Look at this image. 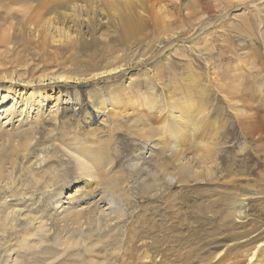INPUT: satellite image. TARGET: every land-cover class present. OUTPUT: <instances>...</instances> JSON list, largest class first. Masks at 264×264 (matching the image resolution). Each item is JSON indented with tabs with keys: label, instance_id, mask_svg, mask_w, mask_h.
<instances>
[{
	"label": "bare ground",
	"instance_id": "6f19581e",
	"mask_svg": "<svg viewBox=\"0 0 264 264\" xmlns=\"http://www.w3.org/2000/svg\"><path fill=\"white\" fill-rule=\"evenodd\" d=\"M18 1L28 3L31 8L37 9L44 15L41 29L33 32L36 43L41 39L40 35H43L44 46L46 45V51L49 54L55 55L58 50L54 53L52 50L54 47H59L64 50L72 49L75 57L71 55H65L63 59L56 57V63L61 65L62 68H57V71H54L50 69V66L45 61L38 62L36 59L29 61L21 56V53L27 52L28 49L24 46L19 50L18 43L13 42L14 39L18 38L15 26L12 25L6 30L0 29V39L2 40L1 42H4L0 43L4 47V57L0 61V82L2 80H9L10 85L8 88L14 86V84L22 83L31 85V87H34V85L42 86L44 89L47 86H51L54 90L55 85L62 81L67 83L69 81H95L105 75H115L120 72L138 69L139 65L146 63L149 59L166 56L165 51L167 49L165 47L169 44L168 41H174L179 38L183 33L182 27H187V23L185 24L183 19L178 18L179 16L176 17L178 14L175 13L177 12V10H174L175 8H173V11L169 10L170 3L168 2L170 1L166 2L167 0H153L152 2L151 0ZM206 1L210 2V0ZM224 1L226 2L224 16H229L230 11L239 5L232 3V0ZM244 1L246 5L252 2V6L257 7V3L261 0ZM158 5H160L159 10L157 8L158 11L152 12V9ZM201 6L199 0H186L181 3L184 14L186 13L187 15L185 16L192 23H195L194 26L202 24L204 29L208 26V21L206 22L208 17L206 18L204 15H201L203 13ZM178 7L180 6H177L176 9ZM249 9L251 10L252 8ZM262 22L261 13L250 12L247 16L241 18L239 25L233 28L239 32L253 35L255 28L259 27ZM148 26H150L149 29H151L155 39L154 43L157 44V47L148 57H145L143 53L142 57L138 58L136 55L138 52L137 44L143 38L148 37L146 33V31L148 32ZM17 29L20 28L17 27ZM259 34L255 35L256 40L262 39L263 35ZM250 37L252 38L254 35ZM224 38L228 42L230 34H226ZM167 42L168 44H166ZM20 45L23 46L22 44ZM226 45L227 51L233 49V46L231 47L232 43L228 42ZM250 45L252 46V43H248L244 47H250ZM244 47L242 46L241 49L243 50ZM106 55L112 57V61L104 64V57ZM228 55L225 61L232 59V54ZM237 56L240 57L239 54ZM11 68L13 70H10ZM193 75L196 76L195 74ZM225 75L229 81L225 88L226 104L223 107V112L216 106L210 112L213 117L221 116L225 118L222 132L220 133L221 142L220 138L215 135L216 132L213 131L214 126L210 124V122L214 123L213 120L206 122L199 118L197 120L193 116L192 128L189 126L192 124L188 125V123L169 126L165 129L167 134L164 133L166 134L164 140L169 141L168 145L163 146L162 140H158L157 142L152 141L155 143L152 147L158 148L159 145H162L161 153H163L160 154L158 159L156 171L147 179V187L151 192H153L154 188H157L158 191L151 193V197H158L164 193L167 187H173L175 184L188 186L191 183L213 180L216 176V168H222L225 176H230L233 174L234 161L235 164L238 163L239 167H241L239 169L241 177L237 179L240 183L242 182V188L239 189V193H242L241 195L243 196L227 197L226 195H221L216 199H208L207 202L201 203L198 202V196L190 195L189 199L184 196L173 207L170 205L165 207V212L168 215H161L162 220L160 218L157 219L163 222L156 223L157 220L148 216L146 218L148 221H145L148 233H152L153 228L156 230L157 227L162 232H173V235L175 233V236H178L180 234L179 229L185 230V234L182 232V238L187 237V240L190 244L192 242L195 248L194 250L191 248V251L181 254H176L178 251H175L176 253L173 252V254L168 256V252L173 250L170 246L166 245L169 241L165 244V241L152 240V237L148 235L149 239L141 242L139 245L144 250L141 264H264V135L260 132L264 129V120L263 116L261 117L257 114L258 118H255V116L253 117V115L248 114L242 108L238 100L240 98V90L234 89L231 84V74L225 71ZM252 77H254L255 81H258L255 75H252ZM159 81L160 79H158ZM164 90H166L165 87ZM164 90L161 89L157 94H152L151 99L143 96L142 93L139 95H137L138 93H133L130 95V98L134 101V104L140 103L139 107L151 106L152 108L161 110L164 106L166 108L170 104L166 103V101L172 99L170 94L166 96ZM98 92L100 95H95L94 98L89 97L90 103L96 113L106 115L107 108H112L114 106L113 103H122L121 98L117 97V91H114L113 95L109 96H106V93L103 91ZM78 110L79 108L73 106L67 108L69 114L66 118L69 123H73L72 129L79 131V128L83 126H79L80 124H85L89 129H95L90 127L94 123V115L82 118ZM23 112L24 110L21 112V115ZM199 113L200 110L196 111V113L194 112L196 115ZM214 114L217 116H214ZM49 119L58 123L60 116H58V113H52ZM75 122H77L76 126ZM237 123L241 130L239 135H235ZM22 124L19 123L13 132L2 131L0 133V139H3L1 144L2 149L6 147L7 142L13 146L12 155L6 156L5 154H0V196H2L1 200H3L0 201V211L2 212V215H0V259L2 256L15 253L14 245L7 244L8 242H4L2 238L17 229V221L22 214V209H18L17 205L9 203L16 201V198L19 196H22L25 200H31L34 197V193L21 192L17 184L23 181L22 178L25 174L31 175L35 184H38V180L40 179V175L32 169L33 164L30 157L27 156L30 154L31 142L36 137V134L33 136L30 130H21ZM188 127H190V130ZM139 129L141 132L138 133L141 137L151 140L153 129L149 131L148 129ZM73 130L69 134L67 129H65V137L62 136V141L59 142L54 139L53 143L41 148L36 156L35 165L40 166L50 161L54 152H57L56 149L59 148L75 163L78 177L83 178L89 185L95 183L100 187V199L95 202L92 210L73 211L70 206L64 207L63 203L65 202L62 200L60 188L68 181L63 182L53 193L48 191L49 184L44 183V188L47 189L42 190L38 195L40 196V201L45 193L50 192L52 194L49 198L53 205L52 211L47 213L45 221L48 226L46 233L50 237L48 242H51L53 245H62V255L69 253L73 249H80L84 255H87L94 252V248L98 246L100 241L94 243L91 241L92 238L105 232H116L112 229L113 222L115 220L123 221L125 211L120 207L119 200L121 199L124 202L123 197L127 195L126 187L128 182L127 180L116 182L114 177L111 176L110 165L112 163L106 162L108 161L106 158L108 157L107 154H109L110 146L106 142L100 141L94 136L86 137L87 135L84 133H82L84 136H81L79 133L73 132ZM187 131L191 132L188 133ZM206 134H210L206 137L210 136L211 140L209 142L211 143L208 141L202 142ZM250 135L253 138L251 143L244 145L240 151L234 153L233 157L230 145L232 140L247 139ZM187 139H189L188 143L192 144L191 157H186L184 155L185 152L181 151L182 147L180 143L185 142ZM206 140L208 139L206 138ZM220 145L221 149L224 148L227 151L226 156H222L223 160L221 158L220 162H217ZM167 157L171 161H168ZM250 162L255 163L258 168L262 169L258 176L260 177L259 180H257L258 177L250 179L245 176L248 168L247 164ZM170 166L172 170H170ZM234 179L232 182H237ZM250 180H252V184ZM228 181L229 179L227 183ZM251 187L255 188L254 191H249ZM197 190V188H194V191ZM220 192L223 191L221 190ZM226 194L230 195L227 192ZM73 199V196H68V202L66 203L72 204ZM102 203L107 208L103 209V206L100 205ZM184 206L189 207L188 213L183 211L182 208ZM60 208L62 211H59ZM63 212L67 213L59 216ZM209 213H213L212 218H206ZM72 215H74L72 218L69 217ZM25 216V223L28 225V229H31L34 225H38L37 228L39 230L45 229V226L42 225L44 223L40 221L38 216L32 217L29 214ZM236 219L243 220V223L240 224L242 226L230 228L231 223H235ZM62 221L64 222L63 224ZM152 221L155 224H162L163 227L159 228L158 225H152ZM228 221L230 222L228 223ZM193 225L194 227H191ZM81 228L85 229L83 233L80 232ZM210 230L212 231V235H209L211 232L206 235V232ZM63 231H70L71 236L63 239L61 236ZM220 231H223V233H219ZM74 232H78L80 236H75ZM35 234L32 233L29 237L33 238L36 236ZM29 237L27 235L23 236L19 246L31 250L33 247L41 245L44 241L40 238V244H31ZM101 237L109 238L111 234L98 236V238ZM232 237L238 240L241 239L240 241L243 243L249 244L241 245L239 244L240 241L236 240L238 243L231 246L227 242L232 240ZM153 246H159L161 250ZM62 255L53 254L54 258ZM78 256H82V254H78ZM100 264L107 263L101 262Z\"/></svg>",
	"mask_w": 264,
	"mask_h": 264
},
{
	"label": "rangeland",
	"instance_id": "374dc122",
	"mask_svg": "<svg viewBox=\"0 0 264 264\" xmlns=\"http://www.w3.org/2000/svg\"><path fill=\"white\" fill-rule=\"evenodd\" d=\"M184 1L186 0H177L176 3H174L175 0H167L166 2L170 3L169 10L173 11V8L177 10L175 12L178 14L176 17L179 16L178 18L183 19L185 24L187 23V29L182 27L183 33L181 36L174 41H168L169 44L168 42L166 43L168 44L165 47L167 49L165 51L166 56L149 59L146 63L139 65L138 69L120 72L115 75H105L95 81H69L68 83L62 81L55 85L54 90L51 86H47L44 89L42 86L34 85V87H31V85L22 83L14 84V86L8 88L10 85L9 80L0 82V133L2 131L13 132L19 123H23L21 130H30L33 136L36 134V137L31 142L30 154L27 156L30 157L33 164L32 169L40 175L38 184H35L29 174H25L22 178L23 181L17 184L21 192L34 193V197L31 200H25L22 196H19L16 201L9 203L17 205L18 209H22V214L17 221V229L2 238L4 242H8L7 244L14 245L15 253L2 256L0 264H100L101 262L107 264H141L144 250L139 245L149 239L148 235L152 237V240H163L165 244L168 241L170 242L166 245L173 250L168 252V256L175 251H178L177 253L175 252L176 254H181L191 251V248L193 250L195 248V245L192 242L190 244L187 237L182 238V232L186 231L179 229L180 236H175V233L174 235L172 234L173 232H162L156 227V230L153 228L152 233H148L145 224V221H148L146 219L148 216L154 220L158 218L162 220L161 215H168L165 212V207L167 205L173 207L184 196L188 197V199L190 195L198 196L199 203L207 202L208 199H216L221 195H226L227 197L243 196L241 195L242 193H239V189L242 188V182L240 183L237 179L241 177V171L239 170L241 167H239L238 163L235 164L234 161L233 174L230 176H225L222 168H216V176L213 180L191 183L188 186L175 184L173 187H167L164 193L158 197H151V193L158 191L157 188H154L153 192H151L147 187V179L156 171L158 159L160 154L163 153H161L162 145L155 148L152 147L155 144L153 142L162 140L163 146L168 145L169 141L164 140V136L167 134L165 129L169 126L188 123V125L192 124L189 125L192 128V119L195 116L197 120L198 118L206 122L213 120L214 123L210 122L214 126L213 131L216 132L215 135L217 137H221L220 133L222 132L225 118L218 117L216 114L214 116L217 117H213L210 112L216 107L223 112V107L226 104L225 88L229 80L225 75V71L231 74L232 80L230 82L234 89L240 90V98L238 100L242 108L248 114L255 116V118H258L257 114L261 117L263 116L264 120V0L258 2L257 7L252 6V2L246 5L244 0H232V3L239 6L233 8L229 16H224L226 6L224 0H210V2L199 0L200 6H204H201V10H203L201 15L208 17L206 20V22L208 21V26L204 29L202 24L194 26L195 23H192L186 17L187 15L186 13L184 14V9L181 7V3ZM159 6L154 7L155 9L153 8L152 12L158 11ZM177 6L180 7L176 9ZM249 8L252 9L250 10ZM250 12L261 13L263 18L262 24L255 28L256 33H253L254 37L252 38L250 36L253 35L248 33L247 35L246 32L242 33L233 28L239 25L241 18L247 16ZM43 21V13L31 8L24 1L0 0V29L6 30L12 25L15 26L18 38L14 39L13 42L18 43L19 50L24 46L28 49L27 52L21 53V56L29 61L32 59H36L38 62L45 61L50 66V69L57 71V68H62V66L56 63V57L63 59L65 55L75 57V54L72 49L64 50L59 47L53 48V53L58 50L55 55L49 54L46 51V45L44 46L43 35H40L41 39L37 43L34 41L33 32L41 29ZM17 27L20 29H17ZM28 27L29 29H27ZM149 28L150 26H148V32L146 31L148 37L143 38L137 44L138 52L136 55L138 58L142 57L143 53L145 57H148L157 47ZM228 33L230 34L228 42L232 43L231 47L233 46L232 50L234 52L232 50L227 51L226 44L228 42L225 41L224 36ZM258 33L261 36L263 35L261 40L255 39V35ZM1 41L0 39V43H4ZM248 43H252V46L244 47ZM253 43L255 44L253 45ZM242 46L244 47L243 50L241 49ZM228 54H232V59L225 61L226 57L229 56ZM238 54L240 57L237 56ZM234 55L236 56L233 57ZM3 57L4 47L0 45V61ZM104 58V64L112 61V57L108 55ZM10 70L13 69L11 68ZM252 75H255L258 81H255ZM158 79H160V83ZM164 87L166 90H164ZM161 89L164 90L166 96L170 94L171 98H174L173 100H165L166 103L170 104L166 108L164 106L161 110L151 106L139 107L140 103L134 104V101L130 98L133 93H138L137 95L142 93L143 96L151 99L152 94H157ZM98 91L105 92L106 96L113 95V92L117 91V97L121 98L122 103H113L114 106L112 108H107L106 115L96 113L89 97L94 98L95 95H100ZM70 106L79 108L78 113L82 118L94 115V123L90 127L95 129H89L85 124H80L79 126L83 125L84 127L79 128V131L77 129L73 130V123H69L66 118L69 114L67 108ZM23 110L24 112L21 115ZM198 110H200V113L198 115L194 114ZM52 113H58L61 121L59 120L58 123H55L49 119ZM76 125L77 122H75ZM139 128H142V130L148 129V131L153 129V136L148 135L152 136L151 140L141 137L138 133L141 132ZM65 129H67L69 134L73 130V132H77L81 136H84L82 134L84 133L87 135L86 137L94 136L100 141L106 142L110 146V151L106 158L108 161L106 162L112 163L110 165L111 176L114 177L116 182L123 180L128 182L126 187L127 195L123 197L124 202L121 199V201L119 200L120 207L125 211L123 221L115 220L113 222L112 229L116 232H105L98 235L111 234V237L98 238L96 236L92 238L91 241L94 243L100 241L98 246L94 248V252L87 255H84L80 249H73L69 253L62 255V245H53L48 242L50 237L46 233L48 226L45 221L47 213L52 211L53 205L51 200H49L52 194L50 192L45 193L44 197L39 201L40 196L38 194L42 190L47 189L44 188V183L49 184L48 191L53 193L65 181L68 182L62 186L63 188H60L62 200L65 202L63 203L64 207L70 206L73 211L92 210L95 202L101 197L100 187L95 183L89 185L83 178L78 177L75 163L59 148L56 149L57 152H54L50 161L40 166L35 165L36 156L41 148H44L45 145H50L55 140L62 141V136L65 137ZM210 131L213 132L212 130ZM187 132L190 133L191 131ZM240 132L241 130L237 123L235 135H239ZM260 132L264 135V129ZM207 135L210 134L204 135L205 140L203 139L204 141L202 140V142L211 140L210 136L206 137ZM252 139L250 135L247 139L232 140L230 145L233 157L234 153L240 151L244 145H249ZM2 140L0 139V154L12 155L13 146L7 142L6 147L2 149ZM188 140L180 143L182 150L181 148L179 149L185 152L184 155L186 157H191L192 144H189ZM221 140L220 138V142ZM219 148L217 162H220L221 158L223 160L222 156L225 157L227 151L224 148L221 149V145ZM167 159L171 161L170 158L167 157ZM247 166L245 173L247 178H256L261 173L262 169L258 168L255 163L250 162ZM170 170H172L171 166ZM233 179L237 180V182L233 183ZM259 179L260 177L257 178V180ZM250 183H253L252 180H250ZM194 188L198 190L194 191ZM254 189L251 187L249 191H254ZM221 190L223 192H220ZM226 192L230 193V195L226 194ZM68 196L74 197L72 204L66 203L68 202ZM1 197L0 201H3ZM244 201L246 202V200ZM100 205L103 206V209L107 208L104 203ZM182 209L187 213L190 210L186 206ZM59 211H62V209L60 208ZM66 213L63 212L59 216ZM26 214L32 217L38 216L40 221L44 223L42 225L45 226V229L39 230L37 228L38 225L28 229L29 227L25 223ZM0 215H2L1 211ZM73 216L69 217L72 218ZM208 217L212 218L213 213L207 214L206 218ZM158 222L163 221L157 220L156 223ZM242 223L243 220L236 219L235 223H231L230 228H238L242 226L240 225ZM152 225H158L159 228L163 227L162 224H155L153 221ZM191 227H194V225ZM84 230L81 228L80 232L83 233ZM209 232H211L209 235H212L211 230L206 232V235ZM221 232L223 233V231L219 233ZM32 233H36L33 238L29 237ZM25 235L30 238L31 244H40V238L44 241L41 245L35 246L31 250L22 248L19 245ZM74 235L80 236L78 232H74ZM61 236L63 239L70 237L71 232L63 231ZM232 238V240L227 242L231 246L241 240L234 239L235 237ZM239 244L247 245L249 243L240 241ZM153 247L161 250L159 246ZM53 254L62 256L54 258ZM78 254H82V256H78Z\"/></svg>",
	"mask_w": 264,
	"mask_h": 264
}]
</instances>
